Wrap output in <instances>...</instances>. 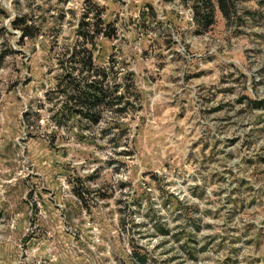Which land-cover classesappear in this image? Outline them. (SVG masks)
Masks as SVG:
<instances>
[{
	"label": "rangeland",
	"instance_id": "obj_1",
	"mask_svg": "<svg viewBox=\"0 0 264 264\" xmlns=\"http://www.w3.org/2000/svg\"><path fill=\"white\" fill-rule=\"evenodd\" d=\"M237 1L205 28L195 0H0V264H264V0ZM88 11L136 98L59 129Z\"/></svg>",
	"mask_w": 264,
	"mask_h": 264
},
{
	"label": "trees",
	"instance_id": "obj_2",
	"mask_svg": "<svg viewBox=\"0 0 264 264\" xmlns=\"http://www.w3.org/2000/svg\"><path fill=\"white\" fill-rule=\"evenodd\" d=\"M195 12L200 25L209 28L215 24L216 10L218 9L226 20L236 16L237 0H195ZM90 11L84 14L75 34V44L65 59L59 61V74L56 77L55 90L52 91L58 99L51 109L52 120L59 129L67 126L71 120H76L86 130L99 126L104 115L108 112L121 116L133 107L136 98L133 93V84L118 82L121 71L115 69L111 61L109 67H99L94 61L96 41L100 36L111 37L101 29V21L93 22ZM15 25L22 26L24 21L18 19ZM28 28H24L23 36H28ZM128 80V79H124ZM114 128L121 129L118 120L113 121ZM104 132V131H103ZM106 132V131H105ZM154 234L162 233L165 237L168 231L161 226L156 227ZM166 239V238H165ZM167 241V240H166ZM138 264H146L147 256L134 253ZM176 260V257H172ZM136 263V260H132Z\"/></svg>",
	"mask_w": 264,
	"mask_h": 264
}]
</instances>
